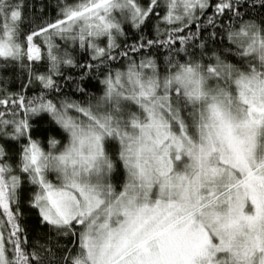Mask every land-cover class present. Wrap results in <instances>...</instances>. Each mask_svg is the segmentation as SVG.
<instances>
[{
    "label": "snow or ice",
    "instance_id": "snow-or-ice-1",
    "mask_svg": "<svg viewBox=\"0 0 264 264\" xmlns=\"http://www.w3.org/2000/svg\"><path fill=\"white\" fill-rule=\"evenodd\" d=\"M57 8L0 0V264H264V0Z\"/></svg>",
    "mask_w": 264,
    "mask_h": 264
},
{
    "label": "trees",
    "instance_id": "trees-1",
    "mask_svg": "<svg viewBox=\"0 0 264 264\" xmlns=\"http://www.w3.org/2000/svg\"><path fill=\"white\" fill-rule=\"evenodd\" d=\"M62 0H25L27 5V14L28 16L34 20L36 23H40L45 19H49L55 17L58 12L57 4L61 3ZM210 11V10H209ZM203 20V18H201ZM211 30V29H209ZM135 31V30H133ZM15 69V71H13ZM20 74L21 69L18 66L9 65L8 71H4V61L0 60V76L7 77L6 87L10 92L18 91L20 85ZM65 75H71L73 77L79 76L78 70H69L65 73ZM87 79V77L85 78ZM63 83V81H62ZM93 83H97V81L93 80ZM34 91H37L36 88H32L28 91V95H32ZM91 91L95 92L96 89H91ZM75 92V89H73ZM79 99V96H76ZM43 117V119H41ZM50 117L47 116L46 113H41L39 116L31 117L30 123L35 130V138H38L42 141V146L47 148V140L49 136H55L57 139H60L57 134L58 131H62L59 129L58 125L49 124ZM7 142V147L12 150L13 153L19 149L20 144L26 142L24 140L15 141L11 137H4L0 135V144H5ZM122 167V166H121ZM22 223L25 225L26 229L29 232L30 239L33 238H41L48 231L46 228L39 227L36 222L35 215L33 213H28Z\"/></svg>",
    "mask_w": 264,
    "mask_h": 264
}]
</instances>
